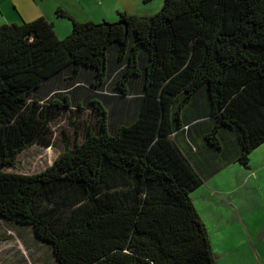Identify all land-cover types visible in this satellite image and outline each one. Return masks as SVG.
Listing matches in <instances>:
<instances>
[{
  "label": "trees",
  "instance_id": "16d2710c",
  "mask_svg": "<svg viewBox=\"0 0 264 264\" xmlns=\"http://www.w3.org/2000/svg\"><path fill=\"white\" fill-rule=\"evenodd\" d=\"M58 16L73 21L63 39L45 17L0 25V217L56 264H217L192 194L264 144V0ZM85 105L97 132L41 172L3 169Z\"/></svg>",
  "mask_w": 264,
  "mask_h": 264
},
{
  "label": "rangeland",
  "instance_id": "374dc122",
  "mask_svg": "<svg viewBox=\"0 0 264 264\" xmlns=\"http://www.w3.org/2000/svg\"><path fill=\"white\" fill-rule=\"evenodd\" d=\"M40 1H43L41 5L44 12L48 11L50 14L46 18L54 23V29L61 39L73 31V21L58 16L60 9L68 11L80 21L115 22L119 19V11L146 16L156 14L163 6V0ZM24 6L20 3L19 7L11 5L9 8L13 16L18 19L22 14L31 13ZM110 116L109 113L108 121ZM100 126V115L95 109L86 105L82 109L67 108L57 120L52 122L53 139L50 147L35 144L24 149L19 153L16 164L3 166V169L24 174L41 172L52 166L68 146L72 147L75 142H81L90 131L97 132ZM179 142L186 148L182 140ZM250 164L251 169H246L238 163H233L228 167L240 166V173H236V167H226L215 178L217 181L229 182L230 179L240 176L241 213L248 227H254V231L257 232L264 223V146L251 154ZM221 184L225 183L222 181ZM192 197L207 225L211 246L217 256L215 257L217 264H264V240L256 239L251 229L248 235L243 226L240 227L236 223L228 224L226 217H223L224 223L221 224L222 215L214 214L212 210L219 202L212 206L203 204L206 200L204 187L193 192ZM218 211L219 209L216 213ZM256 217L261 221L257 222ZM217 221H220V226ZM16 225L21 226L16 223L11 224L0 217V264H56L52 248L48 243L36 240L30 228ZM237 239L239 241H236Z\"/></svg>",
  "mask_w": 264,
  "mask_h": 264
},
{
  "label": "crops",
  "instance_id": "0c3cea01",
  "mask_svg": "<svg viewBox=\"0 0 264 264\" xmlns=\"http://www.w3.org/2000/svg\"><path fill=\"white\" fill-rule=\"evenodd\" d=\"M11 2H12V4H11ZM8 3H10V4L7 5ZM20 3H21V5H25L24 7L27 8L28 11H30L31 13L28 15L22 14V16L17 19L11 13L9 6L18 5V7H19ZM41 4H43V1H40V0H0V25L11 24V23H21L23 21H32V20H35V19L40 18V17L46 18L47 15H50V14L48 13V11L44 12ZM119 12H121V11H119ZM263 146H264V144H262L261 146L256 148L253 152H255L257 149L262 148ZM234 163H238V162H234ZM250 163H251V159H250ZM231 164H233V163H231ZM238 164H240V163H238ZM230 165H228V166H230ZM240 166H242L246 169H251V164H250L249 168H247L241 164H240ZM240 166L234 165V166H231L228 168L236 167V173H240ZM222 171H220L216 175H213V176H210L209 178H207L204 185L197 189V190H199L202 187H204V195L206 197V200L203 202V204H207L209 206H212L214 203L219 202V204L214 206L212 208V210L214 211V214H217V215L219 214V216L222 215L221 224L224 223L223 217H226L227 223L229 222L228 224L236 223L240 227L243 226V229L248 233V235H249V230L251 229L253 234L255 235L256 239L259 238V239H261V241H263L264 240V223H263V225H261V230L260 231L258 230L257 232H255L254 231L255 228L254 227L249 228L248 225L245 223L244 217L242 216L241 208H240V206H241V203H240V176L233 178V179H230L229 182H225L224 180L217 181L215 176L219 175ZM222 181L225 184H221ZM194 201H195V199H194ZM217 209H219L218 213H216ZM240 219H241V221H240ZM255 220H257V222L261 221V219L258 217H256ZM217 224L220 226V221H217ZM236 241H239V239H237ZM215 257L217 258L216 255H215Z\"/></svg>",
  "mask_w": 264,
  "mask_h": 264
},
{
  "label": "water",
  "instance_id": "95a60500",
  "mask_svg": "<svg viewBox=\"0 0 264 264\" xmlns=\"http://www.w3.org/2000/svg\"><path fill=\"white\" fill-rule=\"evenodd\" d=\"M123 23H125L124 21H122Z\"/></svg>",
  "mask_w": 264,
  "mask_h": 264
}]
</instances>
